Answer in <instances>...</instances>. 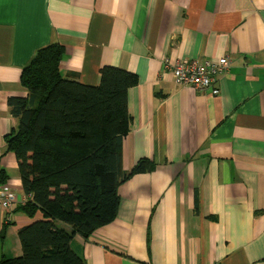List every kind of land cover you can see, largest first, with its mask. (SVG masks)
Returning <instances> with one entry per match:
<instances>
[{"label":"crops","instance_id":"1","mask_svg":"<svg viewBox=\"0 0 264 264\" xmlns=\"http://www.w3.org/2000/svg\"><path fill=\"white\" fill-rule=\"evenodd\" d=\"M55 43L62 75L81 83L103 65L136 74L123 169L150 160L118 187L116 218L71 240L85 264H264V0H0V170L18 196L7 215L0 206V259L21 255L33 220L5 149L7 99L25 96L22 69ZM221 57L217 94L164 67Z\"/></svg>","mask_w":264,"mask_h":264},{"label":"trees","instance_id":"2","mask_svg":"<svg viewBox=\"0 0 264 264\" xmlns=\"http://www.w3.org/2000/svg\"><path fill=\"white\" fill-rule=\"evenodd\" d=\"M62 55L58 43L40 48L21 71L25 96L7 99L16 126L4 136L5 149L16 158L27 197L19 209L33 220L18 230L21 255L0 264H85L71 240L112 222L118 187L150 165L141 158L126 171L122 163L131 121L127 91L136 74L103 65L99 82L84 84L62 75Z\"/></svg>","mask_w":264,"mask_h":264},{"label":"built area","instance_id":"3","mask_svg":"<svg viewBox=\"0 0 264 264\" xmlns=\"http://www.w3.org/2000/svg\"><path fill=\"white\" fill-rule=\"evenodd\" d=\"M229 66L227 57H221L217 60L197 58L182 59L176 61L166 60L164 67L170 70L173 81L178 85L192 86L198 89H210L212 94H217L219 89L216 82L219 75L222 74ZM17 191L12 183L0 180V206L6 215L12 210L18 202ZM25 197L20 204H24Z\"/></svg>","mask_w":264,"mask_h":264},{"label":"bare ground","instance_id":"4","mask_svg":"<svg viewBox=\"0 0 264 264\" xmlns=\"http://www.w3.org/2000/svg\"><path fill=\"white\" fill-rule=\"evenodd\" d=\"M78 255V254H77ZM79 256V255H78ZM84 261V260H83ZM85 263V262H84Z\"/></svg>","mask_w":264,"mask_h":264},{"label":"rangeland","instance_id":"5","mask_svg":"<svg viewBox=\"0 0 264 264\" xmlns=\"http://www.w3.org/2000/svg\"><path fill=\"white\" fill-rule=\"evenodd\" d=\"M18 235V234H17ZM19 239V238H18Z\"/></svg>","mask_w":264,"mask_h":264}]
</instances>
